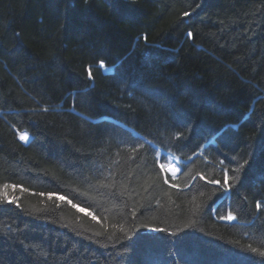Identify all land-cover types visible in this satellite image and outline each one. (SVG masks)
Returning a JSON list of instances; mask_svg holds the SVG:
<instances>
[{
	"label": "trees",
	"instance_id": "16d2710c",
	"mask_svg": "<svg viewBox=\"0 0 264 264\" xmlns=\"http://www.w3.org/2000/svg\"><path fill=\"white\" fill-rule=\"evenodd\" d=\"M260 253L264 0H0V264Z\"/></svg>",
	"mask_w": 264,
	"mask_h": 264
},
{
	"label": "snow or ice",
	"instance_id": "6c2138e0",
	"mask_svg": "<svg viewBox=\"0 0 264 264\" xmlns=\"http://www.w3.org/2000/svg\"><path fill=\"white\" fill-rule=\"evenodd\" d=\"M185 15L187 16L188 13L186 12ZM192 35H193V34H192L191 32L188 33V36H189L190 38L192 37ZM100 66H101V67H104V61H103V60L100 61ZM88 75H89V78H92V72H91V69H89ZM45 111H47V109H45ZM177 138H179V137H177ZM20 139H21L22 141L27 142L28 139H29V137H28L27 135H22V136H20ZM247 163H248V161H245V162H244V164H247ZM244 164L240 165V168H243V167H244ZM173 172L175 173V170H173ZM200 178H201V179H206V178L203 177V176H201ZM230 179H231V178H230L229 175H228V170H224V175H223V177H222V180H217V179H214V178H213V179H209V180H207V183H210V184H214V185L220 186V187L225 188L226 190H229V191H230L231 188H232V184L230 183ZM5 187H7V186H5ZM13 187H15V185H13ZM40 195L43 196L44 193H40ZM53 196H56V199L61 200V201H64V200L67 199L65 196H57L55 193H51V192L48 193V197H49V199H51ZM14 200H15V198H13L12 200H9V203L14 202ZM67 203L71 204V206H72L73 208H78V210L81 211V212H85V211H86V209H84V208H80L79 205H77V204H73L71 200H67ZM256 206H257V208H259V207H260V204L257 203ZM89 214H90V213H89ZM92 218H93L94 220L97 219L95 216H93ZM220 218H221V219H226V220H228V221H232V220L235 219V217H234L231 213H229L227 216H221ZM151 231L162 232V231H165V230H164V229L155 228V229H152ZM173 235H174V234H173ZM253 251H256V250L253 249ZM260 255L264 256V253H260Z\"/></svg>",
	"mask_w": 264,
	"mask_h": 264
},
{
	"label": "rangeland",
	"instance_id": "374dc122",
	"mask_svg": "<svg viewBox=\"0 0 264 264\" xmlns=\"http://www.w3.org/2000/svg\"><path fill=\"white\" fill-rule=\"evenodd\" d=\"M105 70H107L108 69V66H106V65H104V67H103ZM22 135H27L28 137H29V135L25 132V131H20L19 132V138H20V136H22ZM29 139H30V137H29ZM29 139H28V141H29ZM21 140V139H20ZM22 141V140H21ZM27 141V142H28ZM22 142H24V143H26L25 141H22ZM161 153H162V151H159V163H160V165L162 166V168H163V170H164V172L165 173H168V174H170V175H172V176H176V174L178 173V171H179V168H178V166H177V157L175 156V155H173V154H169V155H167L165 158H163L162 156H161ZM173 170H175V173L173 172ZM6 186V185H5ZM3 187V189H1L2 191H3V193L5 194V196H7L8 197V195H9V193H11L10 192V189L8 188V187Z\"/></svg>",
	"mask_w": 264,
	"mask_h": 264
}]
</instances>
